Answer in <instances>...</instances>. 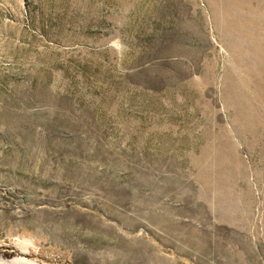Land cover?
<instances>
[{
    "label": "rangeland",
    "instance_id": "374dc122",
    "mask_svg": "<svg viewBox=\"0 0 264 264\" xmlns=\"http://www.w3.org/2000/svg\"><path fill=\"white\" fill-rule=\"evenodd\" d=\"M264 264V0H0V264Z\"/></svg>",
    "mask_w": 264,
    "mask_h": 264
},
{
    "label": "bare ground",
    "instance_id": "6f19581e",
    "mask_svg": "<svg viewBox=\"0 0 264 264\" xmlns=\"http://www.w3.org/2000/svg\"><path fill=\"white\" fill-rule=\"evenodd\" d=\"M6 263L7 262H14V261H18V262H24V263H27V264H33L35 262V260L33 259H28V258H24V257H21V256H15L14 258L10 259V260H5Z\"/></svg>",
    "mask_w": 264,
    "mask_h": 264
}]
</instances>
